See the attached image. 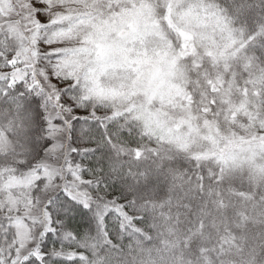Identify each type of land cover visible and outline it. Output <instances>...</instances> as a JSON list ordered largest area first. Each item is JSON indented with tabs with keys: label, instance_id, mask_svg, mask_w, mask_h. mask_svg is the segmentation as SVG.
<instances>
[{
	"label": "snow or ice",
	"instance_id": "1",
	"mask_svg": "<svg viewBox=\"0 0 264 264\" xmlns=\"http://www.w3.org/2000/svg\"><path fill=\"white\" fill-rule=\"evenodd\" d=\"M0 264H264V0H0Z\"/></svg>",
	"mask_w": 264,
	"mask_h": 264
}]
</instances>
